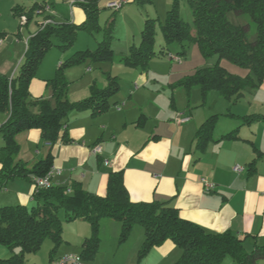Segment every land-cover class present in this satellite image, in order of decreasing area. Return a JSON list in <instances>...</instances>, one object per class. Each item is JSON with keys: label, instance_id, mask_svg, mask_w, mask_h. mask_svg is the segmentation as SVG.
I'll use <instances>...</instances> for the list:
<instances>
[{"label": "crops", "instance_id": "1", "mask_svg": "<svg viewBox=\"0 0 264 264\" xmlns=\"http://www.w3.org/2000/svg\"><path fill=\"white\" fill-rule=\"evenodd\" d=\"M5 2L0 0V52L12 43L22 46L17 55L7 56L0 63V74L12 78L24 59L30 39L24 35L27 29L21 27L35 29V26L20 22L19 16L14 14L15 7L25 11L28 7L11 0L7 14L3 10ZM73 2L70 22L81 24L86 19L85 12ZM14 32L21 34L18 41L9 36ZM92 65L72 68L67 77L70 80L76 78L75 71L80 68L89 73L83 76L94 74ZM186 66L183 62L172 67L170 73L160 74L151 69L123 78L113 73L114 68L108 73L100 67L101 73L95 74L94 79L74 90L70 87V101L89 98L94 84L100 89L106 88L109 75L119 79L120 90L114 105L97 115L90 110L70 112L64 130L65 139L71 140L69 143L60 137L51 147L44 142L39 130L18 135V160L31 168L51 154L52 169L61 172L52 179L54 185L72 188L73 184H79L99 196L107 192L109 174L122 172L133 202H170L183 219L210 233L231 232L244 239L246 249L251 251L255 245H264V157L252 165L257 151L264 154V121L246 124L240 118L264 117V81L257 89L243 91L237 101H228L215 92L209 106V94L204 97L199 88L188 91L178 86L181 80L197 71ZM51 79H41L37 74L30 85L31 96L48 97L47 81ZM215 105H219L218 108ZM180 112L190 121L179 124L176 118ZM215 115L219 118L211 138L199 141L200 127ZM7 119V115L0 113L1 125ZM234 130H237V139H223ZM3 143L0 138V145ZM96 147H100L101 152L96 153ZM236 166H241L243 171L236 173ZM206 183L213 185V189L208 190ZM34 193L33 177L14 178L0 191V208L18 205L31 208L36 205ZM117 223L111 219L101 220L100 237L115 242L122 228ZM144 241V230L133 229L124 243L123 259L117 264H174L182 255L172 241H167L139 260ZM81 250L83 243L76 242L53 257L49 255L45 264ZM93 264L105 263L96 259ZM260 264H264V260Z\"/></svg>", "mask_w": 264, "mask_h": 264}, {"label": "trees", "instance_id": "2", "mask_svg": "<svg viewBox=\"0 0 264 264\" xmlns=\"http://www.w3.org/2000/svg\"><path fill=\"white\" fill-rule=\"evenodd\" d=\"M182 1L191 9L193 27L180 16ZM99 2L100 0L76 2L86 15L81 24L54 26L51 22L41 26L39 32L28 40L27 51L15 75L10 78L0 74V113L8 116L7 121L0 126V138L4 142L0 145V191L14 178L46 177L53 168L51 154L31 168L18 160V135L39 130L44 142L51 147L60 137L69 143L71 140L65 139L64 130L70 112L90 110L97 115L114 105L120 85L117 77L109 75L107 87L100 89L94 84L89 98L78 102H71L69 98L67 70L114 60L111 47L112 22L108 20L104 28L99 26ZM38 8L34 6L25 11L21 7H15L13 11L16 16H26L28 24ZM244 16H248L256 26L255 35L251 34L250 23H239L238 20ZM155 23L152 20L146 22L140 48H133L125 60L128 66L145 70L154 58L164 54V50L159 54L153 50L157 29ZM94 30L105 32V40L99 44L98 49L73 54L60 64L55 78L47 81L49 96L33 98L30 85L36 78L43 56L52 47L51 39H61L64 42L61 47L65 49L74 41L79 31L92 33ZM162 30L166 45H181L180 55H185L188 44L196 43L205 58H217L215 65L197 70L192 76L181 80L179 87L188 91L199 88L204 97L215 91L228 101H237L243 91L257 89L264 81V0H174ZM224 60L246 70L247 74L242 76L229 72L221 65ZM218 118V115L212 116L200 127L199 141L211 138ZM240 119L246 124L264 121L262 116H245ZM237 138V130L223 137ZM262 157L264 154L257 151V158L252 165ZM33 199L36 205L31 208L22 205L0 208V245L13 252L18 251L10 259H0V264H25L24 256L39 252L46 240L55 244L50 252V257H53L62 243L60 209L66 211L70 221L90 223L93 236L83 244L81 253L87 263L94 261L97 255L100 222L103 219H111L121 225V243L128 241L135 226L139 225L144 229L145 241L139 251V260L167 241H172L182 251L180 259L174 264H223L228 257L235 264H260L264 260V245H255L248 251L244 239L231 232L210 233L183 219L170 202H133L125 187L122 172L109 174L104 196L90 193L81 185L73 184L72 188L53 185L49 189L35 190Z\"/></svg>", "mask_w": 264, "mask_h": 264}, {"label": "rangeland", "instance_id": "3", "mask_svg": "<svg viewBox=\"0 0 264 264\" xmlns=\"http://www.w3.org/2000/svg\"><path fill=\"white\" fill-rule=\"evenodd\" d=\"M10 1L11 0H6L5 6H3V10L5 9V13L7 14L9 12L8 3ZM17 1H20L18 5L22 7H28V11L31 10L34 6L39 7L35 11L33 19H31V21L28 23L29 25L32 24V26H35V29L33 27H31L30 29L26 26L21 27V29H27L24 33L25 38L27 39L35 36L39 32L41 24L44 23L45 20H50L54 26H57L66 23L70 24L71 19H73V11L71 9V3L73 1L71 2V0ZM77 1L79 0H74L73 3L76 4ZM81 1L86 2L84 0ZM173 1L174 0H151V2L147 0H100L99 5L101 6V10L98 22L99 26H101L102 28L107 26L106 23L108 22V20L112 22L111 47L115 51L114 60L105 64H93L90 67H93L95 69V73L86 76H83L84 73H88L86 70H83L81 68L76 69V78L70 80L67 77L68 81L71 82L70 87L73 86L74 90L75 88L82 86V84H84L88 80L94 79L95 74L100 71V67L106 69L108 73H110V68H114L112 70L113 73L118 77L123 78L124 76L130 77L132 74L136 73L141 74L150 72L151 69L160 74L170 73V69L179 64L174 59H171L172 57L180 58L182 60V63L185 62V64L187 65V69H193L192 71L215 65V63L217 62V58H205L202 55L198 44L196 43H190L187 45L185 55H180L182 52V48L179 43L166 45V41L163 36L162 25L166 21L167 12L171 9ZM48 2L51 3L49 4ZM113 2L122 3V7L118 9L110 8L109 4ZM51 4L53 7H51V9H47V7L51 6ZM78 8L83 10V8L80 6ZM180 16L186 23L193 27L191 9L184 1H182L180 5ZM17 20H20L21 22V17H18ZM148 20L155 21L157 27L153 50L157 54H159L161 50H164V54L158 55V57L154 58L149 64L148 68L145 70L138 67H130L126 64L125 60L129 56L133 48H140L142 44V32L145 29L146 22ZM238 21L240 24L250 23L252 28L251 34L252 36L255 35L256 26L251 23V20L248 16L241 17ZM9 36L15 38L16 41L21 38V34H19L18 32H14V34L12 33ZM51 40L52 47L45 53L38 68L37 74L39 75V77H41V79H43V77H51L52 79H54L60 63L62 64L63 62L67 61V59H69L76 52L86 50L92 52L96 51L99 47V44L103 40H105V32L103 30H94L92 33L88 31H79L74 41L65 49L61 47L64 42L58 37H53ZM21 48L22 46H20L19 44L12 43L11 46H8L7 49L1 50L0 63H2L7 56L17 55V53L20 52ZM221 65L231 73L240 74L242 76L247 74L246 70L228 61H222ZM68 71L69 70L66 71V76L68 75ZM212 94H215V91L214 93L209 94V106L211 105ZM215 106L216 108H218L219 105ZM59 219L62 225V243L60 247H58L56 254L60 251H64L65 249L70 247V245L73 246L76 242L84 244L87 240H90L92 238L93 232L90 223L82 220H68L67 213L64 209H60ZM136 228H141V230H144L139 225L135 226L134 229ZM99 241L100 246L94 261L97 259L105 264L121 263V260L123 259L124 243L120 242V236L115 242L112 243V240H110V238H106L105 236L101 238L99 233ZM54 247L55 244L53 243V241L46 240L39 252L29 253L24 256L25 264H45L49 260L50 252ZM17 253L18 251L13 252L7 247L0 245V259L2 260L10 259ZM79 253H83V250H81ZM94 261H89L88 263L93 264ZM223 264L235 263L233 262L232 258L228 257L224 260Z\"/></svg>", "mask_w": 264, "mask_h": 264}, {"label": "built area", "instance_id": "4", "mask_svg": "<svg viewBox=\"0 0 264 264\" xmlns=\"http://www.w3.org/2000/svg\"><path fill=\"white\" fill-rule=\"evenodd\" d=\"M109 6L112 9H118V8L122 7V3L113 2V3H110ZM47 9H50V8L47 7ZM21 22L26 24L27 23V18L25 16L21 17ZM47 24H51V22L49 20L45 21V23L42 26H46ZM171 59H174L176 62L182 63V60L180 58L172 57ZM176 121L179 124L186 123V122L190 121V118L185 116L184 113L180 112L177 115ZM95 152L96 153L101 152V148L100 147H96L95 148ZM234 171L236 173H240V172L243 171V168L241 166H236L234 168ZM60 174H61L60 171H56V170L52 169L50 171V173L46 177H33L35 190L51 188L54 185L53 182H52V179L56 175H60ZM206 188L208 190L213 189V185H210V184L206 183ZM49 264H89V263L84 261V259L81 256V254L70 253V254H65L63 256H60L58 258L53 259Z\"/></svg>", "mask_w": 264, "mask_h": 264}]
</instances>
